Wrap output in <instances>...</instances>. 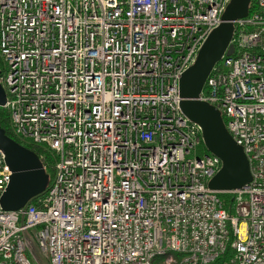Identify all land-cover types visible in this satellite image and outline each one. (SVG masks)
Wrapping results in <instances>:
<instances>
[{"label":"built area","instance_id":"1","mask_svg":"<svg viewBox=\"0 0 264 264\" xmlns=\"http://www.w3.org/2000/svg\"><path fill=\"white\" fill-rule=\"evenodd\" d=\"M229 2L0 0L11 129L57 155L41 194L0 208V264H264V0L234 22L198 97L242 148L244 186L207 187L220 160L196 152L201 129L179 104ZM10 174L0 149V195Z\"/></svg>","mask_w":264,"mask_h":264},{"label":"water","instance_id":"2","mask_svg":"<svg viewBox=\"0 0 264 264\" xmlns=\"http://www.w3.org/2000/svg\"><path fill=\"white\" fill-rule=\"evenodd\" d=\"M252 0H230L221 14V22L212 29L198 51L194 63L179 80L180 108L185 116L201 129L205 150L220 160L218 170L207 181V187L228 192L244 186L250 180L247 158L242 148L224 127L220 111L212 104L199 100V94L212 67L233 47L229 44L234 22L248 15ZM6 92L0 84V107H4ZM0 149L11 174L0 195L2 210H16L41 194L48 183V174L32 150L5 135L0 127Z\"/></svg>","mask_w":264,"mask_h":264},{"label":"trees","instance_id":"3","mask_svg":"<svg viewBox=\"0 0 264 264\" xmlns=\"http://www.w3.org/2000/svg\"><path fill=\"white\" fill-rule=\"evenodd\" d=\"M256 9H257V7L255 4V0H252V2L250 4V13L255 11ZM4 67H5V64L2 61V59L0 58V71L1 72H3ZM9 118L10 117H9L8 110L4 107H0V127L3 129L5 135L8 136L9 138L13 139L14 141L18 142L22 146L32 150L35 154L40 156V160H41V163L44 167V170L48 174V183H49L53 177L54 164L57 160V155L53 151H51L47 148H44L41 145L30 143L28 141L18 139L14 135V133L11 129ZM223 120H224L223 122L226 121L225 118H223ZM196 152H207V151L205 150L204 146L201 145V146H198L196 148ZM218 197H219V200H220L223 208L226 210H229L230 205L232 203V195H230L228 193H220V194H218Z\"/></svg>","mask_w":264,"mask_h":264},{"label":"rangeland","instance_id":"4","mask_svg":"<svg viewBox=\"0 0 264 264\" xmlns=\"http://www.w3.org/2000/svg\"><path fill=\"white\" fill-rule=\"evenodd\" d=\"M37 257H39L38 255H37ZM40 258V257H39Z\"/></svg>","mask_w":264,"mask_h":264}]
</instances>
